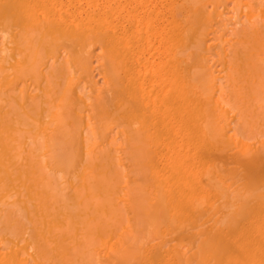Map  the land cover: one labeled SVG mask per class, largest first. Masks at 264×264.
I'll list each match as a JSON object with an SVG mask.
<instances>
[{
	"label": "bare ground",
	"instance_id": "bare-ground-1",
	"mask_svg": "<svg viewBox=\"0 0 264 264\" xmlns=\"http://www.w3.org/2000/svg\"><path fill=\"white\" fill-rule=\"evenodd\" d=\"M0 264H264V0H0Z\"/></svg>",
	"mask_w": 264,
	"mask_h": 264
}]
</instances>
